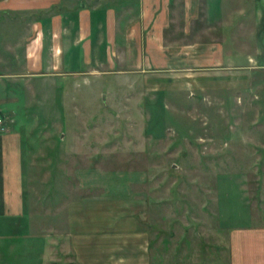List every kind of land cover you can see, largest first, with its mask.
<instances>
[{"label":"rangeland","instance_id":"rangeland-1","mask_svg":"<svg viewBox=\"0 0 264 264\" xmlns=\"http://www.w3.org/2000/svg\"><path fill=\"white\" fill-rule=\"evenodd\" d=\"M254 73L240 90L160 94L137 79L49 80L3 103L24 139L33 264H78L68 209L93 198L109 205L114 241L134 214L150 226L156 264H229L230 232L264 228V70Z\"/></svg>","mask_w":264,"mask_h":264},{"label":"crops","instance_id":"crops-1","mask_svg":"<svg viewBox=\"0 0 264 264\" xmlns=\"http://www.w3.org/2000/svg\"><path fill=\"white\" fill-rule=\"evenodd\" d=\"M261 69L264 0H0L1 115L3 103L43 81L107 78L122 87L137 79L159 94L162 86L240 90ZM13 110L4 116L12 120ZM24 173L22 131L11 123L0 131V264H33ZM95 200L68 209L75 262L156 264L150 226L134 214L126 241H114L109 205L102 212ZM229 261L264 264V228L230 232Z\"/></svg>","mask_w":264,"mask_h":264},{"label":"built area","instance_id":"built-area-1","mask_svg":"<svg viewBox=\"0 0 264 264\" xmlns=\"http://www.w3.org/2000/svg\"><path fill=\"white\" fill-rule=\"evenodd\" d=\"M10 124L11 122L7 117H5L4 115H0V131H6L9 128Z\"/></svg>","mask_w":264,"mask_h":264},{"label":"trees","instance_id":"trees-1","mask_svg":"<svg viewBox=\"0 0 264 264\" xmlns=\"http://www.w3.org/2000/svg\"><path fill=\"white\" fill-rule=\"evenodd\" d=\"M1 114V113H0Z\"/></svg>","mask_w":264,"mask_h":264}]
</instances>
